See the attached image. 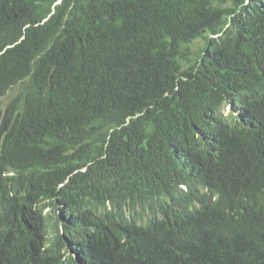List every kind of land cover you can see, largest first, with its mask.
Masks as SVG:
<instances>
[{
	"label": "trees",
	"instance_id": "trees-1",
	"mask_svg": "<svg viewBox=\"0 0 264 264\" xmlns=\"http://www.w3.org/2000/svg\"><path fill=\"white\" fill-rule=\"evenodd\" d=\"M0 264H264V0H0Z\"/></svg>",
	"mask_w": 264,
	"mask_h": 264
},
{
	"label": "clouds",
	"instance_id": "clouds-1",
	"mask_svg": "<svg viewBox=\"0 0 264 264\" xmlns=\"http://www.w3.org/2000/svg\"><path fill=\"white\" fill-rule=\"evenodd\" d=\"M51 211H46V213L48 214V213H50ZM106 212H113V211H103V212H101V213H99V215H103V214H105ZM114 213V212H113Z\"/></svg>",
	"mask_w": 264,
	"mask_h": 264
},
{
	"label": "rangeland",
	"instance_id": "rangeland-1",
	"mask_svg": "<svg viewBox=\"0 0 264 264\" xmlns=\"http://www.w3.org/2000/svg\"><path fill=\"white\" fill-rule=\"evenodd\" d=\"M226 112H227V110H226Z\"/></svg>",
	"mask_w": 264,
	"mask_h": 264
}]
</instances>
